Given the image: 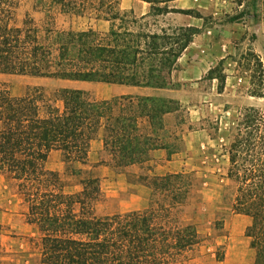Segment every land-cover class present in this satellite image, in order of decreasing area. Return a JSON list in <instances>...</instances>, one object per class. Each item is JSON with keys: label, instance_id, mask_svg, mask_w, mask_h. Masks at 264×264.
Returning a JSON list of instances; mask_svg holds the SVG:
<instances>
[{"label": "trees", "instance_id": "obj_1", "mask_svg": "<svg viewBox=\"0 0 264 264\" xmlns=\"http://www.w3.org/2000/svg\"><path fill=\"white\" fill-rule=\"evenodd\" d=\"M143 1L155 16L175 12L205 19L197 10L170 7L176 0ZM105 4L99 0L97 10ZM86 6L85 0H36L34 8L80 12ZM262 6L264 29V0ZM20 7L21 0H0V74L171 87L179 57L202 32L193 26L135 31L138 20L129 22L112 1L108 32L40 27L29 13L19 23ZM256 59L264 71L263 61ZM221 64L208 78L216 77L223 90ZM178 104L155 96L95 99L70 87L32 86L21 95L0 88V174L17 187L27 207V222L39 234L41 264H184L195 253L203 238L185 217L195 190L191 173L146 174L142 181L152 190L147 208L100 215L98 176L73 169L81 189L72 193L60 173L47 167L53 151L62 153L68 171L75 162L87 165L100 129L117 167L149 162L150 151L167 147L160 135L164 117ZM240 118L226 177L235 182L233 212L251 219L245 235L255 251L253 264H264V112L247 107Z\"/></svg>", "mask_w": 264, "mask_h": 264}, {"label": "rangeland", "instance_id": "obj_2", "mask_svg": "<svg viewBox=\"0 0 264 264\" xmlns=\"http://www.w3.org/2000/svg\"><path fill=\"white\" fill-rule=\"evenodd\" d=\"M85 1L87 6L82 11L63 12L60 7L34 8L36 0H21L17 19L22 23L29 13L40 27L49 25L56 29L76 31L93 28L100 32H108L112 25V21L108 19L112 13L107 3L112 1L117 8L120 0H105V6L99 10H97L99 0ZM220 8L222 13L218 18L207 14L204 20L208 28H213L215 24L229 27V35L226 34L229 37H232L233 32L241 35L238 34V37L231 42L235 64L233 66L221 64L218 68V74L222 76L224 70L228 68L229 72L236 69L238 75L244 78L239 83V93L234 96L215 95V99L219 98V100L211 106L208 95L203 91L190 89L191 92L188 93L190 102H179L177 110L164 117V130L160 133L162 141L167 144L164 149L168 151V156L179 154L178 159L182 169L179 168L178 172L191 173L195 183L194 195L186 208L185 217L197 226L203 240L184 264H253L255 258V251L245 235L251 219L233 212L235 182L226 176L230 167L228 149L237 134L240 114L245 108L252 107L246 104L248 101H253L247 96L251 94L258 97L254 101L258 103V109L264 112V71L256 59L259 56L252 51V44L250 42L244 44L242 37L244 29L250 27L252 32L247 30V33L253 34V38H256V32L253 31H259L258 27L262 25L263 6L262 0H227V3ZM210 9V11L214 10L215 5ZM126 19L131 22L136 18L128 14ZM120 23L117 20L115 25L119 26ZM168 24L172 26V20L148 18L145 21L139 20L133 29L156 31L161 27H168ZM260 47L264 50V36ZM63 83L62 80L55 78L10 74L0 80V88L6 87L13 95H21L32 86L55 90L63 87ZM87 91L95 99H109L104 98L96 90ZM229 107L231 110L225 113L224 108ZM146 126L145 124L144 129ZM101 134L104 139L103 129H100L96 138ZM149 158L150 161L143 164L117 167L110 152L104 148L100 162L89 163L88 160L87 165L75 162L68 171L62 153L56 151L47 163V167L52 170L61 167L58 172L66 181L67 190L72 193L81 189L80 176L73 173V169H83V176H98L103 199L97 207V213L107 215L141 210L149 206L152 190L142 178L146 174L158 175L148 170L153 168L151 151ZM183 160H188V163L182 162ZM102 164L110 169L100 170L99 166ZM4 180L2 178L0 180V189ZM11 200L13 203H20L21 215L17 217L15 228L0 224V264H41L36 246L39 234L35 230L30 236L24 235L22 224L27 221V207L14 184H10L6 193L0 190V210H6L11 206L13 203H8ZM218 221L222 222V227L218 226ZM6 236L16 239L8 240Z\"/></svg>", "mask_w": 264, "mask_h": 264}, {"label": "crops", "instance_id": "obj_3", "mask_svg": "<svg viewBox=\"0 0 264 264\" xmlns=\"http://www.w3.org/2000/svg\"><path fill=\"white\" fill-rule=\"evenodd\" d=\"M227 3V0H176L170 3V7L177 9H194L199 11L204 17L207 14H212L215 18L222 13V5ZM215 5V9L210 11L211 6ZM217 5V6H216ZM118 11L123 14H131L138 21L142 20L141 18H165L167 20H172L174 27L180 26H193L202 29V32L196 35L190 45L179 57L176 68L173 70L171 79L173 86L171 87H151V86H134V85H124V84H108V83H99V82H86V81H67L62 80L64 83L63 87L70 88H80L85 90H96L104 98H112L116 96H155L163 97L167 99H172L180 103H189L188 100L190 89L203 91L208 98H210L211 106L215 105V101H218L219 98L215 99L217 96H225L239 93L240 85L244 78L238 75L236 69L229 72L228 68L224 70L225 84L224 89L220 90V81L213 77L212 79L208 78V73L210 70L215 68L219 63H222L224 66H233L235 64V59L233 57V46L231 44L232 40L238 37V34L233 32L232 37L229 35V27L215 24L213 28L206 27L205 20L203 18H196L190 15H185L181 13L169 12L162 15H152L151 4L143 0H120L117 7ZM145 21V20H142ZM171 24H168V27ZM163 27L159 30L161 31ZM167 28V27H165ZM247 28V27H246ZM259 31L256 32V38H253V34L247 33V30H252V28L244 29L242 33L243 43L250 42L253 46L252 51L255 52L261 60L264 62V50L260 47V43H263L264 29L263 21L262 25H259ZM228 32V33H226ZM252 32V31H251ZM241 36V35H240ZM252 37V38H251ZM237 72V73H236ZM10 74H0V80H3L4 76ZM242 92V91H241ZM248 98H251L253 101H248L246 103L249 106L258 108V103L254 100L258 99L255 95H248ZM188 100V101H187ZM229 102V101H227ZM225 106V105H224ZM231 108H224V112L228 113ZM171 115L168 113L165 117ZM187 136V135H186ZM188 138V137H187ZM56 151H53L48 159V162L51 159V156L55 154ZM104 152V140L103 135H98V137L92 140L90 144L89 151V163L100 162ZM179 154H172L171 157L168 156V151L164 148H159L151 151V164L153 166L151 172L158 175H164L167 173L178 172V169H182L180 161L178 159ZM182 162L188 163V160H183ZM181 166V167H180ZM101 168H108L103 164L99 166ZM110 168H108L109 170ZM61 167L57 168L56 171H60ZM5 179L2 188L0 189L4 193L7 192L10 183L6 177L0 174V180ZM137 187V186H136ZM143 189V187H140ZM9 204H12L13 201H8ZM21 205L20 203L14 202L11 206H8L6 210H0V224L3 226H12L16 227L17 217L20 216ZM23 216V215H22ZM22 229H24V235L30 236L32 232H35V227L29 224L27 221H24L22 224ZM24 236V237H26ZM8 240H14L16 237L6 236ZM3 244V241H2Z\"/></svg>", "mask_w": 264, "mask_h": 264}]
</instances>
